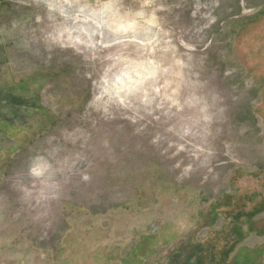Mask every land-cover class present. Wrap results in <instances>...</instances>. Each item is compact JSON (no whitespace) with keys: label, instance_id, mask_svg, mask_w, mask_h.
<instances>
[{"label":"rangeland","instance_id":"374dc122","mask_svg":"<svg viewBox=\"0 0 264 264\" xmlns=\"http://www.w3.org/2000/svg\"><path fill=\"white\" fill-rule=\"evenodd\" d=\"M239 207L264 264V0H0V264L194 263Z\"/></svg>","mask_w":264,"mask_h":264},{"label":"flooded vegetation","instance_id":"af4514ba","mask_svg":"<svg viewBox=\"0 0 264 264\" xmlns=\"http://www.w3.org/2000/svg\"><path fill=\"white\" fill-rule=\"evenodd\" d=\"M226 207L228 206H224V208ZM240 210L236 211L238 213H235L236 214L235 218L232 220V223H230V226H231L230 230H228L227 235H225L227 237V240L225 242L222 241L224 242L223 243L224 245H222V247L218 249V246L220 244L217 243L216 239L209 241L210 248H208V250H204V251H207V253H205V255L203 256L204 253L202 250L197 251V252H192L189 255V258H192V260L193 259L194 260L196 259V260L194 261V263L189 262L188 264H234V263L238 264V257L237 255L233 256V254L237 246L241 242H243L245 239L244 233L241 232V230L243 229V224L241 221L245 219L246 221L251 222L256 217V215H258L256 213H251V212L249 213L248 211H245L242 209ZM242 212H245L248 214H243ZM211 213H212L211 221L216 222L219 216L218 210H215V211L211 210ZM229 232H232V235ZM204 259L209 260V261H206V263H203Z\"/></svg>","mask_w":264,"mask_h":264}]
</instances>
